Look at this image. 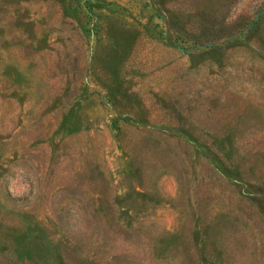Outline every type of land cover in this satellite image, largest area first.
<instances>
[{
  "label": "rangeland",
  "instance_id": "374dc122",
  "mask_svg": "<svg viewBox=\"0 0 264 264\" xmlns=\"http://www.w3.org/2000/svg\"><path fill=\"white\" fill-rule=\"evenodd\" d=\"M0 264H264V0H0Z\"/></svg>",
  "mask_w": 264,
  "mask_h": 264
}]
</instances>
